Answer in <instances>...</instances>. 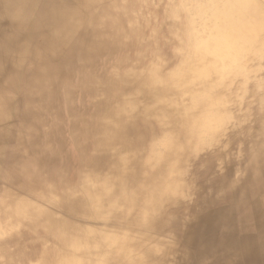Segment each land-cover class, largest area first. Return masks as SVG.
<instances>
[{"label":"bare ground","instance_id":"obj_1","mask_svg":"<svg viewBox=\"0 0 264 264\" xmlns=\"http://www.w3.org/2000/svg\"><path fill=\"white\" fill-rule=\"evenodd\" d=\"M0 264H264V0H0Z\"/></svg>","mask_w":264,"mask_h":264},{"label":"rangeland","instance_id":"obj_2","mask_svg":"<svg viewBox=\"0 0 264 264\" xmlns=\"http://www.w3.org/2000/svg\"><path fill=\"white\" fill-rule=\"evenodd\" d=\"M46 207H47V210H49L52 213H54L53 211H56L53 207H49V206H46ZM61 213H62L61 215L64 216L65 218H71L69 216L70 212L65 210V211H61Z\"/></svg>","mask_w":264,"mask_h":264}]
</instances>
